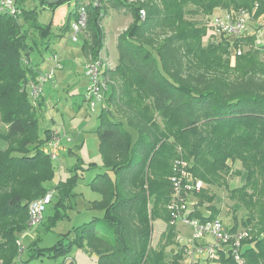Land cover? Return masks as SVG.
I'll return each instance as SVG.
<instances>
[{
	"label": "trees",
	"instance_id": "16d2710c",
	"mask_svg": "<svg viewBox=\"0 0 264 264\" xmlns=\"http://www.w3.org/2000/svg\"><path fill=\"white\" fill-rule=\"evenodd\" d=\"M75 1L74 19L80 6L87 11L82 48L89 58L102 51L108 9L128 10L132 16L117 35L116 65L104 62L110 92L97 116L103 170L91 180L102 197L93 204L103 214L77 225L73 240L63 234L50 248L38 247L28 235L20 237L30 202L48 191L45 184L54 175L52 159L44 151L53 129L40 134L42 98L33 103L28 91V82L39 72L29 58L37 40L31 44L28 37H46L47 49L51 31L50 24L39 23L36 8L14 0L16 13L0 10V264H42L37 259L45 255L76 264L66 257L75 242L87 247L98 264H181L186 249L177 240L169 207L177 160L187 161V169L203 183L187 215L218 217L209 186L224 187L235 211L245 209L241 225L250 238L242 241L244 264H264V44L236 56L230 66V48H244L254 36H217L208 23L219 10L244 9L253 18L264 12V0ZM200 13L207 16L208 30L193 19ZM208 32L211 41L203 44ZM236 161L241 168L232 169ZM228 175L239 176L242 183L230 187ZM157 219L166 227L153 247ZM228 227L236 229L238 222ZM172 244L179 248L175 253L166 251ZM191 264L237 263L231 254L220 252L217 261Z\"/></svg>",
	"mask_w": 264,
	"mask_h": 264
},
{
	"label": "rangeland",
	"instance_id": "374dc122",
	"mask_svg": "<svg viewBox=\"0 0 264 264\" xmlns=\"http://www.w3.org/2000/svg\"><path fill=\"white\" fill-rule=\"evenodd\" d=\"M18 1L25 8L37 9L39 23L50 24L51 38L47 49L44 48L47 42L46 37L40 38L37 33H32L28 37V42L31 44L35 39L37 40V45H33L29 50L30 65L34 66L36 70H46L50 65L47 58L52 53H55L62 62V66L55 70L53 82H47L43 87L38 121L41 135H44L46 128H51L59 131L63 136L61 148L59 147L56 151L57 157L52 160L54 175L45 184L48 190H54V197L53 201L47 205L41 223L25 234L30 235L38 247L50 248L63 238V234H68L69 238L73 240L76 237L74 228L77 225L88 222L93 216L101 217L103 214L102 208L93 204V201L101 200L102 197L98 190L91 186L93 176L96 172L103 170L100 138L97 133V116L103 103L91 110L89 103L84 99L88 89V79L84 74L83 67L89 58L82 48L83 36H86V31L83 32V35L78 36L77 42H73L70 39L69 28L64 27L70 25L74 19L73 13L79 2L65 0L51 6L43 4L40 0ZM206 18L204 13L193 16V19L198 20L199 25H206L208 30ZM250 20L248 30L242 36L252 33L254 39L250 42H244L245 46L242 48V53H246L249 49H259L257 47L261 45L257 40L261 41L260 37L264 30V12L259 15L255 14ZM131 22L132 16L128 10L108 9L103 18L102 28L105 32V39L101 54L103 62L110 64V67H114L118 59L117 35L122 33ZM210 41L211 37L208 32L203 38V44ZM233 53V47H231L228 54L230 66L235 65L236 56L233 57ZM109 92L110 86L106 89L105 95ZM130 128L128 130L135 138V133ZM237 168H241L238 161L232 165V169ZM74 172L76 173L74 183L68 188L67 195L60 199L57 187L66 185ZM227 181L230 187L239 186L242 183V179L237 175H228ZM209 189L216 195L215 204L220 209L217 216L230 227L235 224V221L238 222V227H242L241 220L245 209L239 207L235 211V201L228 197V191L224 187L209 186ZM191 197L190 200L193 201L194 199L197 203V197ZM200 209L206 214L203 206ZM234 216L237 219L235 221L233 220ZM165 227L166 224L163 220L153 221V247L157 246L160 234L165 230ZM176 231L183 235L181 242L186 244V236L190 233L188 227L178 223ZM26 241L23 239V246L26 245ZM65 242H69L66 237ZM178 250V246L173 244L166 248L169 253H175ZM22 255L27 256L25 252ZM66 257L74 260L76 264H98L97 258L90 254L88 248L76 242ZM63 258L65 257L53 258L45 255L37 260L42 264H62Z\"/></svg>",
	"mask_w": 264,
	"mask_h": 264
},
{
	"label": "built area",
	"instance_id": "2783aa9c",
	"mask_svg": "<svg viewBox=\"0 0 264 264\" xmlns=\"http://www.w3.org/2000/svg\"><path fill=\"white\" fill-rule=\"evenodd\" d=\"M0 10L11 14L16 13L14 0H0ZM140 13L141 17L144 16V11ZM250 19L251 14L244 9L219 10L210 16L208 23L215 35L232 39L242 36L248 30ZM86 24L87 11L84 6H80L76 18L69 25L71 41H78V36L85 31ZM260 38L261 41H257L264 44V30ZM233 52V57L240 55L242 47H233ZM102 58L101 53L96 58H88L83 67L84 74L88 79V89L84 99L89 103L91 110H94L100 103L105 106V91L108 89L109 81L104 74L105 65ZM47 61L50 62L49 67L39 71L35 79L28 82L29 98L33 103L42 96L45 83L53 82L55 70L62 66L61 60L55 53H52ZM62 139L63 136L59 131L52 130L44 144V151L49 154L52 160L57 157L56 151L59 147L61 148ZM175 164L178 167V172L172 176L173 191L169 207L174 214L171 223L176 225L182 223L190 230L189 235L186 236V244H184L186 251L181 264H191L200 259L217 261L220 252L229 253L237 264H244L241 255L242 241L250 238L249 230L245 227L230 229L219 217L206 220L189 217L187 214L196 203L194 199L192 201L190 198L202 188L203 183L201 180L195 179L187 169V161L177 160ZM53 194L54 190H48L42 197L30 202L27 227L22 231L21 237L41 223L44 211L51 203ZM182 238L183 235L178 233L177 240L180 243H182ZM18 243L21 244L20 241Z\"/></svg>",
	"mask_w": 264,
	"mask_h": 264
},
{
	"label": "crops",
	"instance_id": "0c3cea01",
	"mask_svg": "<svg viewBox=\"0 0 264 264\" xmlns=\"http://www.w3.org/2000/svg\"><path fill=\"white\" fill-rule=\"evenodd\" d=\"M85 32V31H84ZM82 35H83V33H82ZM83 38H84V36H83ZM88 58V57H87ZM105 65H107V66H110V64H106V62H105ZM38 71H41V70H39V69H37ZM43 71V70H42ZM41 98H42V96H41ZM57 191H59V198H61V195H62V193H61V190H64L65 189V184L64 185H59L58 187H57ZM55 194H56V192H55ZM64 196L65 195H62V198H64ZM53 197H54V195H53ZM53 197H52V201H53ZM29 237H30V235H28ZM27 237V236H26ZM24 239H26V238H24ZM30 240V239H29ZM22 257H24V256H22ZM63 259H65V258H63ZM64 262V261H63ZM63 264V263H62Z\"/></svg>",
	"mask_w": 264,
	"mask_h": 264
},
{
	"label": "water",
	"instance_id": "95a60500",
	"mask_svg": "<svg viewBox=\"0 0 264 264\" xmlns=\"http://www.w3.org/2000/svg\"><path fill=\"white\" fill-rule=\"evenodd\" d=\"M43 2H44L46 5H56V4L60 3L61 0H43Z\"/></svg>",
	"mask_w": 264,
	"mask_h": 264
}]
</instances>
